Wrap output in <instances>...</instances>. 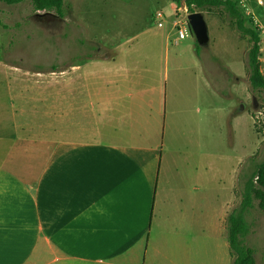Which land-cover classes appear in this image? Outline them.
I'll return each mask as SVG.
<instances>
[{
  "label": "crops",
  "instance_id": "crops-1",
  "mask_svg": "<svg viewBox=\"0 0 264 264\" xmlns=\"http://www.w3.org/2000/svg\"><path fill=\"white\" fill-rule=\"evenodd\" d=\"M169 39L5 77L16 103L0 101V264H232L227 217L250 130L233 109L244 154L222 178L221 79ZM205 90L216 104L203 106Z\"/></svg>",
  "mask_w": 264,
  "mask_h": 264
},
{
  "label": "rangeland",
  "instance_id": "rangeland-1",
  "mask_svg": "<svg viewBox=\"0 0 264 264\" xmlns=\"http://www.w3.org/2000/svg\"><path fill=\"white\" fill-rule=\"evenodd\" d=\"M235 1L246 16L247 24L259 27L261 36L259 59L264 74V0ZM159 11L162 18L157 17ZM45 12L47 11H36L30 1L14 5L0 2L1 102L16 103L15 94L12 93V97L4 94L5 77L10 76L12 78L10 80L14 81L15 77L25 73L44 75L53 72L52 70L55 73L68 71L76 56L79 58L80 55H101L107 48L118 49L122 56L123 51L133 48L140 50L142 53L139 54L143 56L149 55L147 41L158 39L165 41L168 36L171 54L182 58L185 65L198 55L202 62L200 60L195 70H207L210 67L209 70L215 73V77L219 76L221 79L222 95L219 96V105L222 178H225L230 170L233 171L244 154L238 151L240 149L238 143L241 140H237L233 135V123L235 124L233 109L235 115H245L243 121L246 122L247 132L250 130L252 162L258 163L264 158V95L261 91L251 90L249 86L246 54L250 44L247 38L235 30L224 11L218 9L201 11L205 15L209 34L208 45L202 47L195 46V38L189 30V35L184 39L178 38L176 29L168 31V17L174 13L171 0H63L60 18L45 17L50 16ZM37 13L45 15L37 16ZM49 13L57 16L54 10ZM189 13L181 7L176 9L175 16L178 19L185 18ZM158 21L163 23L162 27L157 25ZM129 41V44L123 45ZM153 49L156 51L157 47L153 46ZM77 60L83 61L85 58ZM21 81L27 80L19 79V82ZM52 81L51 78H47L45 82ZM51 90L52 88H47L45 94L49 96ZM212 95V92L205 90L204 107L212 100L217 103V96ZM42 129L48 131L51 128ZM243 134L240 133L241 136ZM228 185L222 186V190ZM237 199L234 206L239 203V191ZM249 221L253 222V227L246 238V243L254 251L256 264H264V212L259 210L257 202L251 211Z\"/></svg>",
  "mask_w": 264,
  "mask_h": 264
},
{
  "label": "trees",
  "instance_id": "trees-1",
  "mask_svg": "<svg viewBox=\"0 0 264 264\" xmlns=\"http://www.w3.org/2000/svg\"><path fill=\"white\" fill-rule=\"evenodd\" d=\"M30 1L36 11L54 10L61 17L63 0H0L8 5ZM177 9L184 7L188 12L222 10L232 21L235 30L248 39L249 48L246 54L248 82L251 90L261 91L264 95V74L260 68L261 36L258 26L247 24L246 16L239 9L235 0H171ZM190 30V29H189ZM195 46L199 47L195 41ZM54 71V70H52ZM248 168H242L239 175L240 202L230 211L227 217V240L232 264H256L253 249L246 243L253 222L249 221L255 202L264 212V158L258 163L252 160Z\"/></svg>",
  "mask_w": 264,
  "mask_h": 264
},
{
  "label": "water",
  "instance_id": "water-1",
  "mask_svg": "<svg viewBox=\"0 0 264 264\" xmlns=\"http://www.w3.org/2000/svg\"><path fill=\"white\" fill-rule=\"evenodd\" d=\"M53 15L52 13L45 12ZM37 16H43V13H37ZM187 21L191 35L195 38L198 46H207L209 43L208 26L205 20V15L201 11L192 12L187 15Z\"/></svg>",
  "mask_w": 264,
  "mask_h": 264
},
{
  "label": "built area",
  "instance_id": "built-area-1",
  "mask_svg": "<svg viewBox=\"0 0 264 264\" xmlns=\"http://www.w3.org/2000/svg\"><path fill=\"white\" fill-rule=\"evenodd\" d=\"M157 17L162 18L163 17L162 16V13L161 12H158L157 13ZM186 17L187 16H185V18H179V19H177L176 24H175L176 33H177V35H178V37L180 39H183V38H185V37H187L189 35V33H188L189 25H188V21H187V18ZM161 24L162 23H159L158 25H161Z\"/></svg>",
  "mask_w": 264,
  "mask_h": 264
},
{
  "label": "flooded vegetation",
  "instance_id": "flooded-vegetation-1",
  "mask_svg": "<svg viewBox=\"0 0 264 264\" xmlns=\"http://www.w3.org/2000/svg\"><path fill=\"white\" fill-rule=\"evenodd\" d=\"M45 17H49V18L57 17V18H59L58 16H54V15H50V16L46 15Z\"/></svg>",
  "mask_w": 264,
  "mask_h": 264
}]
</instances>
